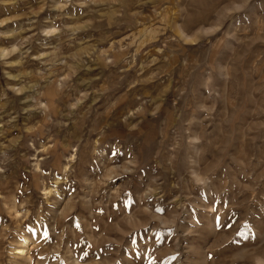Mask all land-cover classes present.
Wrapping results in <instances>:
<instances>
[{
    "label": "rangeland",
    "instance_id": "1",
    "mask_svg": "<svg viewBox=\"0 0 264 264\" xmlns=\"http://www.w3.org/2000/svg\"><path fill=\"white\" fill-rule=\"evenodd\" d=\"M0 264H264V0H0Z\"/></svg>",
    "mask_w": 264,
    "mask_h": 264
},
{
    "label": "bare ground",
    "instance_id": "2",
    "mask_svg": "<svg viewBox=\"0 0 264 264\" xmlns=\"http://www.w3.org/2000/svg\"><path fill=\"white\" fill-rule=\"evenodd\" d=\"M2 55H3V54H2ZM45 191H47V190H45ZM51 192H52V189H49V190L46 192V194H49V193H51ZM29 244H30V241H29L28 238L23 239L22 242H21V244H19V245H21V246H19L18 248L14 249L15 252H16V254H18V255H20V254L23 255V254L25 253V251L27 250Z\"/></svg>",
    "mask_w": 264,
    "mask_h": 264
}]
</instances>
